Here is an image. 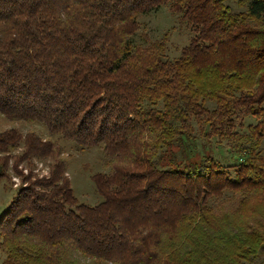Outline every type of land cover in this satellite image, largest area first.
<instances>
[{"label":"trees","instance_id":"16d2710c","mask_svg":"<svg viewBox=\"0 0 264 264\" xmlns=\"http://www.w3.org/2000/svg\"><path fill=\"white\" fill-rule=\"evenodd\" d=\"M161 5L192 34L175 58L134 40ZM1 115L99 146L108 166L91 176L101 201L79 202L58 144L0 132V153L23 139L30 158H55L0 216L2 264H264V0L245 13L224 0H0ZM247 116L257 123L238 134ZM232 138L237 155L214 157L211 140Z\"/></svg>","mask_w":264,"mask_h":264},{"label":"rangeland","instance_id":"374dc122","mask_svg":"<svg viewBox=\"0 0 264 264\" xmlns=\"http://www.w3.org/2000/svg\"><path fill=\"white\" fill-rule=\"evenodd\" d=\"M249 1L224 0V3L232 12L245 13ZM138 20L141 31L134 36L135 42L146 44L147 40L143 36L144 33L150 40H163L166 43L165 55L168 58L178 57L180 49L189 43L192 35L184 24L178 22V16L172 14L166 5H161L147 14L140 15ZM255 123H257V118L247 116L243 120V127H237L236 130L238 134H248L247 126ZM192 125L195 134L197 127L194 122H192ZM10 129L19 131L23 137L26 134L34 133L47 141L58 144L62 150H60L57 157L64 161L65 175L77 200L89 205H95L101 201V197L96 193L91 180L94 173L108 171L104 153L99 146L85 148L73 143L72 140L66 139L59 133L50 134L48 129L39 123L11 121L1 115L0 132ZM24 141L21 139L14 147L0 153V161L5 162L6 176L8 177L0 184V216L7 208L16 189L31 180L47 177L55 160L52 155H36L31 158L29 154L25 155ZM237 141L236 138H232L220 142L219 145V143H215V139H212L209 150L216 158L224 157L230 160L231 156L237 155L235 151H231V145ZM172 149L175 150L176 148L173 147ZM23 156L30 159H22ZM28 160L30 162H27ZM4 258L5 255L0 249V264H2Z\"/></svg>","mask_w":264,"mask_h":264}]
</instances>
